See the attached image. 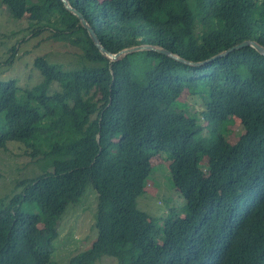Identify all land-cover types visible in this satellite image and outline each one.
<instances>
[{"label": "trees", "instance_id": "trees-1", "mask_svg": "<svg viewBox=\"0 0 264 264\" xmlns=\"http://www.w3.org/2000/svg\"><path fill=\"white\" fill-rule=\"evenodd\" d=\"M67 1L112 54L150 45L197 63L247 40L264 48V0ZM1 3L32 35H70L85 63L63 71L39 57L38 85L0 80V149L20 143L43 166L17 184L20 194L0 199V264H58L57 221L88 184L97 235L65 264H264L263 55L244 47L196 66L138 51L109 62L60 0ZM185 96L203 110L180 106ZM230 117L244 130L235 144L218 132ZM164 153L186 214H168L158 242L156 219L136 199L151 158Z\"/></svg>", "mask_w": 264, "mask_h": 264}, {"label": "rangeland", "instance_id": "rangeland-1", "mask_svg": "<svg viewBox=\"0 0 264 264\" xmlns=\"http://www.w3.org/2000/svg\"><path fill=\"white\" fill-rule=\"evenodd\" d=\"M26 21L25 18L20 21L11 18L0 0V80L14 79L22 89L38 85L42 79L33 67V61L39 57L63 71H74L84 66L81 48L72 42L70 35L54 36L47 28L32 35L26 30ZM55 88L51 85L49 91ZM183 100H179V105H187L190 112L203 110L199 99L185 96ZM202 123L203 126L206 124ZM243 131L239 120L234 117L223 122L218 130L229 144H235ZM25 152L24 145L16 142H8L5 148L0 149V199L8 200L20 194L22 189L17 186L18 183L42 173L43 166L34 163ZM170 162L167 153L151 158L143 193L136 199V208L156 219L158 242H161V229L167 215L177 213L184 217L186 214V202L171 180ZM96 203V193L88 184L79 200L69 204L60 215L56 225L57 237L52 242V262L65 264L70 257L90 248L97 235ZM21 208L24 212L38 214L35 205L23 203ZM94 264H116V260L101 257Z\"/></svg>", "mask_w": 264, "mask_h": 264}, {"label": "water", "instance_id": "water-1", "mask_svg": "<svg viewBox=\"0 0 264 264\" xmlns=\"http://www.w3.org/2000/svg\"><path fill=\"white\" fill-rule=\"evenodd\" d=\"M64 6V8L69 11L70 13H72L78 20L79 25L81 26V28H83L89 39L91 40L92 44L96 47V49L98 50V52L109 62H114L117 61L118 59H120L121 57H123L126 54L132 53V52H138V51H154L160 54H163L169 58H172L174 60L180 61L182 63L185 64H190V65H202V64H206L208 62H211L215 59L224 57L226 55H228L229 53H231L232 51L238 50L240 48H244V47H251L253 48L256 52H258L259 54L264 56V48L262 46H260L259 44H257L254 41H243L235 46H232L228 49H226L225 51H222L221 53L205 60L202 62H197V63H193V62H189L186 61L182 58H179L178 56L172 55L170 52L158 48L156 46H150V45H137V46H133L131 48H126V49H122L119 52L112 54L109 53L108 51H106L104 49V47L101 45V43L99 42L98 38L96 37L93 29L91 28V26L89 25V23L86 21V19L83 17L82 14H80L78 11H76L75 9H73L69 2L67 0H60Z\"/></svg>", "mask_w": 264, "mask_h": 264}]
</instances>
